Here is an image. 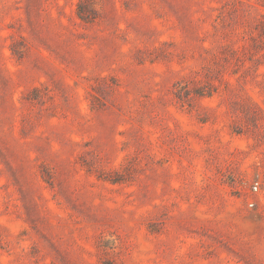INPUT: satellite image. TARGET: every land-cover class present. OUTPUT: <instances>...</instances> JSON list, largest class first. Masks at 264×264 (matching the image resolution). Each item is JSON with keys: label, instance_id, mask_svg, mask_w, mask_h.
<instances>
[{"label": "rangeland", "instance_id": "obj_1", "mask_svg": "<svg viewBox=\"0 0 264 264\" xmlns=\"http://www.w3.org/2000/svg\"><path fill=\"white\" fill-rule=\"evenodd\" d=\"M0 264H264V0H0Z\"/></svg>", "mask_w": 264, "mask_h": 264}, {"label": "built area", "instance_id": "obj_2", "mask_svg": "<svg viewBox=\"0 0 264 264\" xmlns=\"http://www.w3.org/2000/svg\"><path fill=\"white\" fill-rule=\"evenodd\" d=\"M254 187H255V189H258V184H256Z\"/></svg>", "mask_w": 264, "mask_h": 264}]
</instances>
